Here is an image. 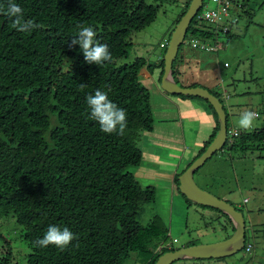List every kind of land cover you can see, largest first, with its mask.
Returning <instances> with one entry per match:
<instances>
[{"label": "trees", "instance_id": "1", "mask_svg": "<svg viewBox=\"0 0 264 264\" xmlns=\"http://www.w3.org/2000/svg\"><path fill=\"white\" fill-rule=\"evenodd\" d=\"M176 1L0 0V218H15L28 248L20 262V251L14 250L13 240L0 229V264H125L138 252L148 255L145 264H155L160 255L174 250L167 246L170 231L161 215H154L146 225L140 222L144 206L156 200L157 191L154 185H143L130 170L144 159L141 135L154 130L151 91L144 79L157 65L162 68L160 83L163 53L158 63L144 56L130 62L121 59L128 58L134 46L133 32L153 24L163 5ZM190 2H184L176 23ZM9 3L19 5L23 18L41 27L18 31L6 15ZM201 12L192 20L186 38H202V43L213 47L208 40H215L219 33L199 19ZM82 27H92L99 42L108 46L111 62L89 64L79 45L69 46ZM231 31L221 29L220 33L231 40ZM183 61L177 56L173 64L177 82L185 73ZM208 89L222 101L221 94ZM97 90L125 110L127 126L122 135L102 132L90 118L87 97ZM163 91L201 99L215 115L210 137L189 166L216 136L217 112L205 98ZM222 94L230 96L225 90ZM237 130L223 149L264 148V126ZM200 206L218 212L226 219L224 227L235 230L227 214ZM50 225L66 227L74 234L64 250L34 243Z\"/></svg>", "mask_w": 264, "mask_h": 264}, {"label": "rangeland", "instance_id": "2", "mask_svg": "<svg viewBox=\"0 0 264 264\" xmlns=\"http://www.w3.org/2000/svg\"><path fill=\"white\" fill-rule=\"evenodd\" d=\"M185 1L166 3L153 24L142 31L133 32L134 46L129 57L121 61L130 62L137 56H144L148 57L151 63L157 62L158 56L165 54V49L160 47V43L169 40ZM209 7L216 8L217 3L210 0ZM205 9L206 7L202 10ZM228 20L232 29L231 40H228L229 37L224 33H219L215 40L209 39L208 42L213 46L211 49L215 50L202 49V38H196L199 41L197 47L189 44L191 39L184 40L177 56L185 60L183 67L186 69V75L179 76L178 80L184 86L197 83L198 86L212 88L214 92L221 94L229 114L231 129L243 130L239 127V120L247 111L258 113L252 128L263 127L264 0H233ZM206 24L215 28L211 23ZM203 26L200 25L201 28ZM154 69L153 79H144V84L150 89L152 96L154 130L143 132L139 142L145 152H150L148 157L152 159L162 160L161 150L167 151L169 160L163 163H169L161 165L163 168L160 171L172 173L179 165L182 170L186 168L196 151L198 153L202 148L204 140L210 137L209 132L213 129V125L210 124L209 128L206 121L208 122L210 114L214 119L215 115L208 105L205 106L206 113L201 107L194 105V102H185L187 104L180 108L182 117L176 118V106L168 98L177 101L188 98L174 95L166 98L162 93H158L155 87L161 86L159 77L162 68L156 65ZM212 85L214 86L211 87ZM224 90L230 95L229 99L223 97ZM198 102L206 104L201 99ZM194 106L202 112L196 111ZM208 113L210 114L206 116ZM172 118H175V121L171 120ZM147 177H151L149 182L154 184H158L162 179L152 177V174ZM195 180L198 186L219 198H227L226 200L244 213L246 242L251 243L253 247L251 252L242 249L226 257L186 258L172 264H264V148L243 152L231 151L227 147L219 150L198 169ZM142 184L145 182L142 181ZM161 185L158 187L165 191L168 185ZM178 186L176 184L174 197L168 195L167 191L157 193L156 200L144 206V211L139 216L140 222L146 225L154 215H161L170 231L171 242L167 246H173L174 249L189 246L187 244L190 241L197 244L221 241L232 234V228L224 227L227 225L224 217L219 216L215 210L187 202L178 192ZM0 229L13 240L14 250L20 251L18 258L21 262L23 254L28 252L21 237L22 226L10 216L0 218ZM147 260V254L138 252L125 264H145Z\"/></svg>", "mask_w": 264, "mask_h": 264}, {"label": "water", "instance_id": "3", "mask_svg": "<svg viewBox=\"0 0 264 264\" xmlns=\"http://www.w3.org/2000/svg\"><path fill=\"white\" fill-rule=\"evenodd\" d=\"M204 0H191L185 14L181 17L171 33L164 56V71L161 76V88L171 94L199 96L207 99L218 115L219 130L206 150L195 158L189 166L178 176L179 190L192 202L210 206L227 214L235 227L234 232L221 241L194 244L179 249L169 250L159 256L155 264H172L180 259L221 258L237 253L246 243V220L244 213L231 202L219 198L208 190L198 186L195 180L196 171L206 163L216 152L223 149L228 139V117L224 103L220 97L203 86H182L173 72V64L183 44L192 20L202 8Z\"/></svg>", "mask_w": 264, "mask_h": 264}, {"label": "clouds", "instance_id": "4", "mask_svg": "<svg viewBox=\"0 0 264 264\" xmlns=\"http://www.w3.org/2000/svg\"><path fill=\"white\" fill-rule=\"evenodd\" d=\"M6 15L13 19V27L20 32H28L32 29L41 27L39 24L33 23V21L30 19L25 20L23 18V10L15 3H9ZM228 21L226 22V25H228V29H230V22ZM228 29L226 31H228ZM162 43L168 44L167 41L161 42L160 47H162ZM189 44H191V41ZM73 45H79V48L84 55L85 61L89 64L94 63L100 66L105 61H112V56L109 52L108 46L99 42V40L96 38V32L92 27H82L78 33V36L72 39L71 45L69 46L71 47ZM202 49L215 50L209 47H202ZM225 65H228L227 62ZM229 97H226V99ZM87 104L90 108V118L99 123L102 132L106 134L116 133L119 135L124 133V130L127 126L126 112L109 100L107 93L100 90L95 91L94 95H89L87 97ZM256 117L257 114L255 112H244L239 120V127L245 131H250L253 126V121L256 119ZM227 140H229V136ZM73 239L74 234L68 228L65 227L61 229L55 225H50L44 237L35 241L34 243L38 247L42 248L48 247L49 245H54L60 250H64L73 241Z\"/></svg>", "mask_w": 264, "mask_h": 264}, {"label": "crops", "instance_id": "5", "mask_svg": "<svg viewBox=\"0 0 264 264\" xmlns=\"http://www.w3.org/2000/svg\"><path fill=\"white\" fill-rule=\"evenodd\" d=\"M184 61L182 62V64L184 63ZM183 69H184V67L182 65L181 70H183ZM153 73L152 74L149 73L147 79L148 78H152L153 79V77H152ZM184 74L186 75V71H185ZM182 76H183V74H182ZM154 82H155V79H154ZM213 86L214 85H212L211 87H213ZM155 88L158 90V93H160V94L162 93L163 96L166 97V98H168V96L170 95V94L165 93L162 90V88L160 86H158V85H156ZM151 98H152V96H151ZM168 100L171 101L176 106V109H177L176 112L178 113L176 118H178L179 116H180V118L182 117V110H180V108H181L182 105L187 104L185 102H194V105H197V106L201 107L203 109V111L207 113L206 107H205L206 104H204V102H198V100H200V99L188 98V99H183V101H177V99L174 100V99H169L168 98ZM194 109L196 111L199 110L200 112H202L200 110V108H197L195 106H194ZM209 114L210 113L206 114V116L209 115ZM161 119H163V118H161ZM164 120L166 121L167 118L164 119ZM171 120L175 121V118H172ZM208 123H209L208 127L211 128L210 124H212L213 125V129H214V127L216 125V121L212 117L211 114H210V118L208 119V122L206 121V124H208ZM213 129H212V131H213ZM212 131L209 132V135H210V133H212ZM148 152L149 151L145 152V148H144V159L142 160L140 165L132 167L131 171L135 174L137 179H139L141 181V183H142V181L145 182L144 185H151V184L154 185L155 188H156L157 193H165L167 191L168 195H171L172 197H174L175 187H176V177L179 176L187 167L182 170L181 165H179V167H177L175 169V171H173L172 173L168 172V171H166V172L160 171L161 168H163V166H161V165H166L167 163H169V162L163 163V161L169 160L168 152L167 151L165 152V150H161V152L163 153L162 160H158V159H154V158L152 159L151 157H148V155H150V152L149 153ZM196 154H197V151H196ZM196 154H194V156H196ZM150 174H152V177H156V178L162 177L161 182H159L158 184L150 183L149 181H150L151 177L150 178L147 177ZM161 183H165V185H168L166 187L165 191H163V188L158 187V185H161ZM161 186H164V185H161ZM225 199H227V198H225Z\"/></svg>", "mask_w": 264, "mask_h": 264}, {"label": "built area", "instance_id": "6", "mask_svg": "<svg viewBox=\"0 0 264 264\" xmlns=\"http://www.w3.org/2000/svg\"><path fill=\"white\" fill-rule=\"evenodd\" d=\"M213 2L217 3L216 8H211L209 7L210 0H207L206 2L204 1L203 3V8L206 7V9L199 15V19L204 21L205 23H211L215 25V31L217 34L220 32L222 29L223 32H226L228 29V25H226V22L228 21V17L230 15V9L233 6V1L232 0H212ZM202 8V9H203ZM229 22V21H228ZM199 43L198 40L194 39L191 40V44L193 46H197ZM162 47H165V44H161ZM202 47H205V45L202 44ZM162 58V55L159 57ZM257 114V113H256ZM237 129H232L228 131V136L229 138L232 139L233 136L238 134ZM253 245L251 243H246L244 248L245 251L251 252Z\"/></svg>", "mask_w": 264, "mask_h": 264}, {"label": "bare ground", "instance_id": "7", "mask_svg": "<svg viewBox=\"0 0 264 264\" xmlns=\"http://www.w3.org/2000/svg\"><path fill=\"white\" fill-rule=\"evenodd\" d=\"M186 38V37H185ZM194 39H196V38H191V40H194ZM197 40V39H196ZM203 45H205V47H208L209 45H207V44H204V43H202ZM209 48H212L211 46H209ZM167 49V48H166ZM165 52H166V50H165ZM161 55V54H160ZM164 56H165V54L163 53V55H162V58L164 59ZM158 59V58H157ZM158 60H161V59H158ZM180 84V83H179ZM234 231V230H233Z\"/></svg>", "mask_w": 264, "mask_h": 264}, {"label": "flooded vegetation", "instance_id": "8", "mask_svg": "<svg viewBox=\"0 0 264 264\" xmlns=\"http://www.w3.org/2000/svg\"><path fill=\"white\" fill-rule=\"evenodd\" d=\"M239 210V209H238ZM241 211V210H240Z\"/></svg>", "mask_w": 264, "mask_h": 264}]
</instances>
